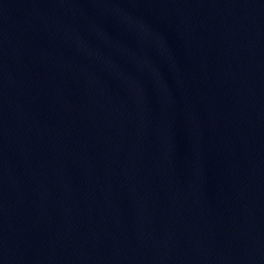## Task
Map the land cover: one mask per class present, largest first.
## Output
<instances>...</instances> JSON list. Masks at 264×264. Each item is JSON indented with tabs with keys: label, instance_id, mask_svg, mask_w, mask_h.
Masks as SVG:
<instances>
[{
	"label": "water",
	"instance_id": "water-1",
	"mask_svg": "<svg viewBox=\"0 0 264 264\" xmlns=\"http://www.w3.org/2000/svg\"><path fill=\"white\" fill-rule=\"evenodd\" d=\"M0 264H264V0H0Z\"/></svg>",
	"mask_w": 264,
	"mask_h": 264
}]
</instances>
